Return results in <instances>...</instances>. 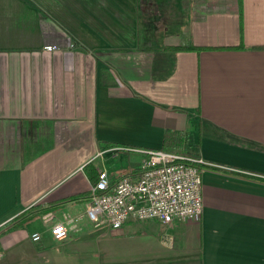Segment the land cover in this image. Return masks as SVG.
I'll return each instance as SVG.
<instances>
[{"label":"crops","instance_id":"1","mask_svg":"<svg viewBox=\"0 0 264 264\" xmlns=\"http://www.w3.org/2000/svg\"><path fill=\"white\" fill-rule=\"evenodd\" d=\"M171 1L0 0V264H264V0ZM166 129L218 167L201 219L70 229Z\"/></svg>","mask_w":264,"mask_h":264},{"label":"built area","instance_id":"2","mask_svg":"<svg viewBox=\"0 0 264 264\" xmlns=\"http://www.w3.org/2000/svg\"><path fill=\"white\" fill-rule=\"evenodd\" d=\"M56 46L49 47V49ZM140 164L138 178L124 175L112 180L107 169L98 172L89 190L85 212L68 217L69 228L78 229L76 221L86 215L95 226L121 227L128 220L174 219L200 220L204 209L203 167L193 157L175 149L149 148ZM59 239L68 226L56 221L50 227ZM33 240L41 239L38 231Z\"/></svg>","mask_w":264,"mask_h":264},{"label":"trees","instance_id":"3","mask_svg":"<svg viewBox=\"0 0 264 264\" xmlns=\"http://www.w3.org/2000/svg\"><path fill=\"white\" fill-rule=\"evenodd\" d=\"M170 49H188V48H194L195 45L192 44H180V45H167ZM188 142V136L186 131H179V130H174V129H166L164 132V137H163V146L162 148L164 149H175L180 152H185L186 151V146ZM188 155V154H187ZM194 164L201 166L203 168L205 167H217L214 166L210 163H203L197 159H194L193 161ZM218 168V167H217Z\"/></svg>","mask_w":264,"mask_h":264},{"label":"rangeland","instance_id":"4","mask_svg":"<svg viewBox=\"0 0 264 264\" xmlns=\"http://www.w3.org/2000/svg\"><path fill=\"white\" fill-rule=\"evenodd\" d=\"M171 4H173L172 6H171ZM181 1L179 0L178 2H174V1H171L170 3H169V5L168 6H170V7H167V13H168V16L169 17H173L172 15H179L180 13H181V11H183L184 10V8L185 7H183V6H181ZM190 145V144H189ZM126 155H128V154H126ZM132 157V156H131ZM131 157H129V159H127V161L125 162V164H127V166L125 167V169L124 170H120L121 172L123 171V172H125V171H128V170H130L131 169V167L134 165V164H137V163H139V158L137 157V158H135V157H133V158H131ZM120 161V160H119ZM122 162H124V161H122ZM141 162H142V160H141ZM140 162V163H141ZM111 163H114V161H112ZM139 163V164H140ZM110 169H112V170H114V169H116V168H114V166H110Z\"/></svg>","mask_w":264,"mask_h":264}]
</instances>
